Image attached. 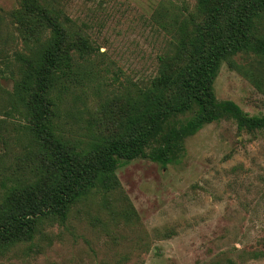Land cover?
Returning a JSON list of instances; mask_svg holds the SVG:
<instances>
[{
  "label": "rangeland",
  "instance_id": "1",
  "mask_svg": "<svg viewBox=\"0 0 264 264\" xmlns=\"http://www.w3.org/2000/svg\"><path fill=\"white\" fill-rule=\"evenodd\" d=\"M198 0H0V204L16 182L45 174L30 128L29 97L63 28L61 63L48 91L51 123L68 145L118 136L127 117L165 92L190 57L204 15ZM255 33L264 39V13ZM212 89L249 116L264 115V53L227 56ZM194 110L170 115L162 133ZM121 162L66 218H38L31 239L0 243V264H264V130L231 116L203 125L162 165L147 154ZM177 149V148H175Z\"/></svg>",
  "mask_w": 264,
  "mask_h": 264
},
{
  "label": "trees",
  "instance_id": "2",
  "mask_svg": "<svg viewBox=\"0 0 264 264\" xmlns=\"http://www.w3.org/2000/svg\"><path fill=\"white\" fill-rule=\"evenodd\" d=\"M204 15L189 40L190 57L171 78H164L163 90L136 107L127 117V127L118 136L93 141L84 148L68 145L51 123L50 101L46 95L60 77H69V63H61L65 34L47 15L52 40L37 69L35 88L29 97L30 128L42 154L45 174L30 183L16 182L0 204V243L31 239L34 225L42 215L65 219L69 206L85 192L113 175L121 162L145 156V149L156 144L147 156L162 165L172 160L181 141L203 125L231 116L238 129L264 130V115L249 116L231 100L218 101L212 85L221 62L230 55L252 50L264 53V39L255 33L256 20L264 13V0H198ZM194 110L190 118L162 133L165 120L177 113ZM177 148V149H175Z\"/></svg>",
  "mask_w": 264,
  "mask_h": 264
}]
</instances>
